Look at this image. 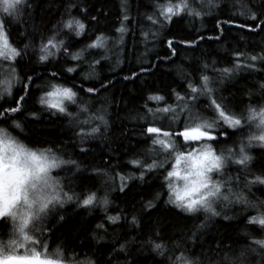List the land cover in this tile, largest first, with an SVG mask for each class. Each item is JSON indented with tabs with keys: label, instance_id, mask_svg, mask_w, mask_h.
Returning <instances> with one entry per match:
<instances>
[{
	"label": "snow or ice",
	"instance_id": "1",
	"mask_svg": "<svg viewBox=\"0 0 264 264\" xmlns=\"http://www.w3.org/2000/svg\"><path fill=\"white\" fill-rule=\"evenodd\" d=\"M33 3L34 0H0V125L7 126H0V228L5 229L0 235L7 236L6 241L0 240V264H113L121 254L130 255L129 245L135 243V238L120 243L118 248L111 245V255L100 253L95 260L66 256L61 247L50 252L45 242L50 233L45 229L65 221L59 210L69 203L81 208H102L105 220L96 225V230L105 234L108 227L139 228L141 216L119 211L107 215L112 204L110 194L117 188L125 193L132 182L147 183V177L157 173L163 174L166 204L190 217L204 214L183 241L184 245L191 243L198 248L199 255H186V248L174 245L179 255L169 257L171 264H264V235L254 238L246 232L245 244L233 247L221 240L214 247L208 245L207 251L202 242L215 217L233 219L226 210L234 205L249 210L246 226L264 233V200L252 192L254 187L264 192V82L254 85L256 92L248 91L249 103L242 107L233 105L235 96L224 95L228 90L225 82L235 80L242 72L264 75V43L260 51L237 49L231 67H218L215 60L200 59L189 65L191 71L183 65L174 69L181 90L167 85L166 94H161V90L148 94L144 114L130 117L138 124L132 131H139L140 143L147 146L126 162L135 172L112 175L107 169H94L95 176L105 179L101 189L89 191L83 197L69 194L61 180L53 176L54 170L66 166L79 172L76 160L65 159L67 153L61 155L62 148L29 147L13 135L17 131L24 134L19 117L37 123L41 122L42 113H47L57 119L66 118L79 140V151L89 152L83 144L106 139L115 119L110 100L100 98L114 84V80L103 75V70L107 67L118 75L117 69L124 62L122 56L127 55L126 37L133 32L130 23L142 21L148 25H138L145 57L154 51L153 42L166 43L168 50L164 56L156 53L146 64L141 57L139 70L121 77L135 82L142 76L153 75V69L160 64H175L178 46L196 50L205 40L224 43L228 38L224 26H234L264 41V0H232L230 6L224 0H154L150 5L153 12L143 14L142 18L129 14V0H120L119 26L112 29L111 36L104 30L107 25L100 26V18L107 20L108 14L100 10L91 15L95 9L82 6L80 0H68L65 16L46 35L37 36L35 28L31 32L24 28L21 39L15 40L13 32L30 23ZM73 10L79 12V17L73 15ZM216 11L228 13L225 20L215 17L213 31L217 35L205 36L200 32L181 39L165 35L161 40V34L166 29L170 32L171 26L182 25L186 19H199L202 24L206 16ZM37 38L39 44L34 45ZM30 51L34 56H29ZM34 91L41 93L37 98L40 112L26 107ZM73 106L76 110L70 111ZM43 143L47 145L49 141ZM254 150L256 155L252 154ZM111 184L116 187L109 190ZM101 190L103 194L98 195ZM161 195L157 192L152 199L141 201V215H150ZM250 195L254 199H249ZM93 239L99 244L105 236ZM145 245L161 257L169 251L164 243L151 239ZM125 264L132 262L125 257Z\"/></svg>",
	"mask_w": 264,
	"mask_h": 264
},
{
	"label": "trees",
	"instance_id": "2",
	"mask_svg": "<svg viewBox=\"0 0 264 264\" xmlns=\"http://www.w3.org/2000/svg\"><path fill=\"white\" fill-rule=\"evenodd\" d=\"M224 2L229 6L232 4V0H224ZM252 2L259 3V0H252ZM80 3L82 6L95 9L91 11V15H96L100 10L108 14L107 20H104L103 17L100 18V26L104 27V25H107L104 28L105 32L110 36L113 35L112 29L119 26L117 21L120 18V0H80ZM153 3L154 0H129V14L133 17L139 16L141 18L145 13L151 14L153 8L150 5ZM67 4L68 0H34L30 13V23L14 31V39H21L20 33L23 32L24 28L29 32L35 28L37 36L40 34L46 35L47 30L56 25L61 17L65 16ZM73 15L79 17V12L73 10ZM215 17L225 20L228 17V13L216 11L212 16H206L202 24L199 19L191 22L186 19L182 25L171 26L170 32L166 29L161 34V40H163L165 35L170 39L191 37L200 32L205 36L217 35L218 33L213 31L217 22ZM85 22L87 23V21ZM237 22L241 23L243 21L238 20ZM138 25L139 27H148L142 21L128 25L129 28L133 29V32L126 37L127 55L122 56L124 62L117 69L118 75H113L110 68L106 67L103 70V75H107L114 80L113 86L108 91L103 92L100 97L101 99L106 97L110 100L112 104L110 111L115 117L111 122L112 127L106 139L101 137L86 141L83 147L88 148L89 152L81 153L79 151V140L75 137L73 130L69 128L66 118L57 119L47 113H42L41 122L37 123L25 121L23 117L18 118L19 122L24 125V134H20L19 131L13 133L18 139L33 148L45 146L62 148L64 152L60 154L64 155V153H67L64 156L65 159H74L80 165L79 172L72 166L53 171V176L61 180L64 190L69 192V194L83 197L89 191L101 189V183L105 178L95 176L94 169H107L112 175L115 172H135V169L128 166L126 162L147 146L140 143L139 131H132L138 124L136 120L130 117L138 113L144 114L143 105L148 94L156 90H161V94H166L168 91L167 85H171L178 91L181 90L174 69L183 65L186 70L191 71L189 65L200 59L215 60L218 67H231L235 62L234 53L237 49L244 52L260 51V45L264 43L260 36L251 35L234 26L231 29L228 26H224V32L228 37L224 43L205 40L196 50L178 46V57L174 58L176 60L175 64L165 62L160 64L158 69H153V75H145L135 82H129L121 79V77L130 75L131 70L138 71L141 57H144L146 64L152 60L156 53L164 56L168 51L166 43L153 42L154 51L149 52L145 57V46L140 39ZM90 27L94 29L96 26L90 25ZM24 42L26 43L27 41ZM33 44L38 45L39 39H35ZM153 44H149V47H153ZM134 45L137 46L133 48ZM133 50L135 55H133ZM29 56L32 57L34 54L30 51ZM79 82L77 81V83ZM258 82H264V75L242 72L235 80L225 82L224 87L228 90L224 91V95L230 98L235 96L236 99L232 101L233 105L242 107L244 104L249 103L247 99L248 91L256 92L258 90L254 87ZM36 83L41 84L43 82L37 81ZM85 86L91 85L86 84ZM40 94L38 91L33 92L32 99L26 105L30 111H41V106L37 102ZM252 102L259 101L253 100ZM4 106L9 107L10 105L5 104ZM149 106L153 105L149 104ZM69 110L75 111V106ZM205 115L208 114L205 113ZM0 126L7 127L6 125ZM26 136L30 137L31 141H38L39 143L30 142ZM44 141H49V143L45 145ZM73 145L76 146L73 147ZM252 154L256 155L257 152L254 150ZM253 171L258 170L254 168ZM232 174H236L234 170ZM162 175V173H157L155 176L150 175L147 177V183L134 181L125 193H120L118 188L116 191H111L110 199L112 204L107 209V215H115L119 211L124 215L135 214L141 216L139 228H133L131 225L126 228L108 227L107 234H105L96 230V225L103 223L105 220L106 213L102 208H81L76 203H69L65 205L64 209L59 210L65 216V221L57 222L50 229H45V232L50 233L45 240L49 251L51 252L57 247H61L65 251L66 256L75 255L80 260H95L100 253L111 255V245L114 244L118 248L120 243L135 238V243L129 245L131 254H121L113 260V264H117V261L119 264H125V257L132 264H171L169 257L179 255L174 245L186 248V255H192L194 252L198 256L200 250L194 248L191 243L184 245L183 241L189 231L203 220L204 214L201 213L197 217H190L188 214L182 213L173 208V206L166 204L167 195L165 188L162 187ZM114 187L116 185L111 184L109 190ZM157 192L162 194L160 201L157 203V208L150 215H141V201L152 199ZM252 192L255 197L264 200V192L258 191L255 187ZM102 194V190L98 192V195ZM249 199H254V197L250 195ZM248 211L243 205H234L226 210V214L233 217L232 220H224L221 216L215 217L210 221L209 230L202 237V242L205 243L204 250L207 251L208 245L214 247L221 240L228 245L238 247L247 242L248 238L244 235L246 232L250 233L254 238H260L264 235V233L257 231L255 227L246 226L245 216ZM3 232H5V229L0 228V233ZM157 233L160 237H163L162 241L157 238ZM94 236H105V239L98 244L97 240L93 239ZM148 239L164 243L169 249L168 253L163 257L156 255L145 245ZM105 245L107 247H104Z\"/></svg>",
	"mask_w": 264,
	"mask_h": 264
},
{
	"label": "rangeland",
	"instance_id": "3",
	"mask_svg": "<svg viewBox=\"0 0 264 264\" xmlns=\"http://www.w3.org/2000/svg\"><path fill=\"white\" fill-rule=\"evenodd\" d=\"M0 240H5L6 241L7 240V236L1 235L0 236Z\"/></svg>",
	"mask_w": 264,
	"mask_h": 264
}]
</instances>
